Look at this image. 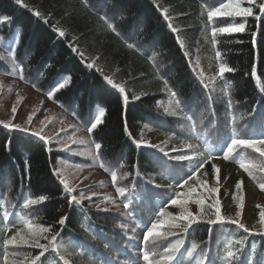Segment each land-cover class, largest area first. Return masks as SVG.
I'll list each match as a JSON object with an SVG mask.
<instances>
[{
	"label": "trees",
	"instance_id": "obj_1",
	"mask_svg": "<svg viewBox=\"0 0 264 264\" xmlns=\"http://www.w3.org/2000/svg\"><path fill=\"white\" fill-rule=\"evenodd\" d=\"M262 5L264 0H254L246 18L209 20L212 8L203 0H0V16L10 18V29L20 34L17 57L27 82L49 93L67 78L55 103L85 117L104 109L93 133L100 156L122 165L134 209L155 214L182 193L187 184L181 181L213 161L228 170L253 164L248 149L228 159L223 153L232 138H264ZM241 23L243 32L212 34ZM205 49L218 72L209 79L200 72ZM222 64L233 71L221 77ZM211 121L218 123L212 130ZM128 133L158 147L137 148ZM152 134L168 142H149ZM181 144L193 147L176 149ZM179 154L189 159L178 161ZM58 157L43 141L0 126V264H33L42 251L34 264H101L119 247L115 215L69 203L71 195L58 182ZM250 190L264 201L257 186ZM234 196L221 197V222L198 218L171 236L165 249L181 243L168 264H264V226L251 228L243 219L245 205ZM41 197L25 207L28 199ZM257 208L252 203L250 212ZM64 216L62 229L58 221ZM29 225L48 231L33 236ZM12 237L17 244L6 247ZM35 240L46 249L35 247Z\"/></svg>",
	"mask_w": 264,
	"mask_h": 264
},
{
	"label": "rangeland",
	"instance_id": "obj_2",
	"mask_svg": "<svg viewBox=\"0 0 264 264\" xmlns=\"http://www.w3.org/2000/svg\"><path fill=\"white\" fill-rule=\"evenodd\" d=\"M233 2H238L241 7H249L248 4H251L253 0H233ZM223 16L227 15L217 14V17ZM2 20L0 21V62L9 68L11 73L9 76L0 73V125L9 124L10 127L7 129L25 132L29 135H32L33 132H39L46 138L45 142L49 143L54 150L61 152L58 161V175L60 179L63 178L69 182V185L74 189L73 192L80 200L92 209L125 216L126 222L120 224H118L117 217L116 233L121 236V242L127 239L125 248L128 254L133 256V261L128 260L127 257L119 258L116 256L114 264H149V261H145L143 256L145 254L150 256L149 253L152 251L160 254L165 237L161 236L155 244L149 242L155 247L147 252L142 247L145 246L143 236L152 223H163L167 217L152 219L145 226H139L132 221L125 207L128 204L129 188L125 184L124 173L116 165L117 163H109L99 159V149L95 148L96 143L92 140L91 132L74 115L64 112L48 96L37 92L22 81V69L15 59L16 42L14 41L12 45L2 34ZM204 51L203 73L212 75L216 71L208 57V49ZM13 108L16 109L15 114L12 111ZM99 115L97 113L95 119L100 120ZM15 125H19L20 129H26V131L17 130L13 127ZM179 146L182 147V145ZM259 158L261 163L258 167L264 166V158ZM231 171L232 174L224 169L222 164L215 163L212 170L204 172L192 182L188 188V195L182 199L186 203L183 206L175 205L167 213L173 217L191 213L195 218L193 222L197 221L198 218H216L213 215L215 214V204L216 202H219V206L222 204L218 198L221 196L224 198L227 192H230L237 194L242 203L245 204L244 221L249 223L253 229L262 228L264 226V215H262L264 214V201L258 196L254 197L249 183L246 180L244 183L242 182L240 173ZM113 173L117 177L115 182L112 180ZM201 182L214 191L211 194L205 192ZM238 182H241L239 189L236 187ZM121 187L125 189L124 196H121L117 191ZM262 198L264 199L263 196ZM199 199L204 200V208L206 209L204 212H201V205L196 203ZM252 203L258 205V210L255 213L250 212ZM210 205L213 207L209 208ZM251 220L254 221L250 223ZM177 222L187 225V221ZM162 229L163 227L158 228L157 231L163 232ZM168 231L169 228L167 227L164 232ZM171 231L174 232L175 230L171 229Z\"/></svg>",
	"mask_w": 264,
	"mask_h": 264
},
{
	"label": "snow or ice",
	"instance_id": "obj_3",
	"mask_svg": "<svg viewBox=\"0 0 264 264\" xmlns=\"http://www.w3.org/2000/svg\"><path fill=\"white\" fill-rule=\"evenodd\" d=\"M15 3L17 5H20L22 3V0H15ZM262 9H264V5L261 6ZM37 17H41V14L40 12H35L34 13ZM217 14H220V15H227V16H249V15H252L253 14V9L250 8V7H241V5L238 3V2H233V0H228L227 3H222L220 5V7H218L215 11H212L209 13V20H211L213 17L217 16ZM42 18V17H41ZM10 18L8 17H4L3 18V22H8ZM245 30V25L243 23L239 24L238 26H230V27H222L220 29H213V36L216 35V32L219 31L221 33H238V32H243ZM59 35L60 36H64V32H59ZM129 47H132L131 44H129ZM217 56H220V53L217 52L216 53ZM87 67H92V65H86ZM233 69L231 67H225L223 64L219 67V75L222 77L224 76L225 73L227 72H232ZM106 82L108 85L112 86L114 89L115 88H118L119 89V92L120 93H124L125 89L123 87H120L119 85H116V84H113V81L112 79H107L106 78ZM64 87L63 84H60V88L62 89ZM51 95V93H50ZM173 95H175V93H173ZM137 99L139 97H136ZM128 97L127 96H124L123 97V100H127ZM13 113L15 114L16 112V109L13 108L12 109ZM165 111H167V109H165ZM101 115H103V113H101ZM29 120H31V117H29ZM101 123V121L97 118L95 119L94 122L91 123L90 127L88 128V131L89 132H92L93 130H95L97 128V126ZM5 128H9L10 125L9 124H4L3 125ZM15 127L17 130H24L26 131V129H20L19 128V125H15L13 126ZM42 131V130H41ZM32 135L34 136H37L40 140L42 141H46V138L43 136V135H40L39 132H33ZM129 137H131V133H128ZM133 139V143L134 145L137 147V148H140V147H150V148H157L158 146L157 145H153V144H147V143H144V142H141V141H138V140H135L134 138ZM80 143H83V141H80ZM102 147V145L100 143H96L95 144V148L96 149H100ZM192 145H188V148L189 149H192ZM238 149H251L253 150L254 152L258 153L259 156L261 158H264V138H232L230 143L227 144L226 146V151H224L223 155H224V159H228L229 156L233 153H235ZM160 152L164 154V156H167L168 153H164L163 151V148H160ZM176 160L178 161H182V160H187L189 159V157L185 154H179L175 157ZM202 167V164L200 165ZM245 171H248L249 174L251 175V169L256 167V165L254 164H251V163H248V164H245V163H241L240 165ZM198 170V169H197ZM260 171L264 172V166H261L260 167ZM191 176H189L188 179H190ZM117 179L116 177V174L113 173L112 174V180L113 182H115ZM188 179H184L183 181H181L180 183L181 184H188ZM61 185H62V188L64 190H66V192L68 194H71L74 189L73 187H71L69 185V182L66 180V179H59L58 181ZM202 183V186L204 188V191L211 194L214 189L212 188H209L206 184H203ZM240 184L241 182H238L236 187L237 189L240 188ZM262 188H264V185H261ZM117 191L119 192V194L121 196H124L125 195V189L123 187L121 188H118ZM82 195V194H81ZM177 197H179L181 194L180 193H177L176 194ZM185 196L188 195V193H184ZM45 200V197H41L39 200L37 199H28L25 203V207H28L29 205H37L39 203H41L42 201ZM73 202H75L76 204H79L80 201L77 199L76 196H71L70 197V200H69V203L70 204H73ZM186 203L185 200H181V199H178V198H174V199H171L170 200V205H181L183 206L184 204ZM196 203H198L199 205H201V212H204L206 211V209L204 208V200L203 199H199L196 201ZM125 207L127 208L128 205L126 204ZM213 207L212 205L209 206V208ZM220 206H219V202H216L215 204V216H216V219L214 221H211V223H217V222H221L222 221V217L220 215ZM159 215L161 217H167V219H165L163 221V223H152L150 228L146 231V234L143 236V242L144 243H153L155 244L156 241L161 237V236H164V237H167V236H170V235H173V232L171 231V229H177V228H184L185 231L187 230V227L190 226L192 223H193V220L195 219L191 213H186V214H181L177 217H173L171 216L170 214L164 212V211H161L159 213ZM264 215V214H262ZM68 220V217L67 216H64V217H61L60 220L58 221L59 225H61V228L63 229V227L66 225V222ZM177 221H187V225H182L180 223H178ZM234 223H236L234 221ZM165 225L168 226L169 228V231L168 232H160V231H157L158 228H162L164 227ZM239 227L241 228H244V225L242 224H239L238 225ZM32 235L33 236H37L40 234V232H46L48 231L47 228H41L39 229L38 231L37 230H34L32 229V226L29 225L28 226ZM246 232L248 231L247 229H244ZM57 235H59L57 233ZM53 240L56 239V235H54L52 237ZM21 243H24V244H27L28 241L27 240H22ZM180 243L181 242H177L176 244H173L170 248L166 249L167 251V255L164 257L165 260L167 261H173L174 260V256L179 252V246H180ZM4 244L5 246L7 247L8 245H16L17 244V240L15 237H12L11 239H8V240H5L4 241ZM34 246L35 247H39V248H42V249H46V246L45 245H41L39 243V240H35L34 241ZM193 247H195V245H193ZM44 255V252L42 251L40 253V255L36 256L34 258V261L35 260H39L40 259V256ZM235 255V253L233 252H228V256L229 257H233ZM143 259L145 261H149V255L145 254L143 256ZM34 261H33V264H34ZM149 264H151V262H149Z\"/></svg>",
	"mask_w": 264,
	"mask_h": 264
}]
</instances>
